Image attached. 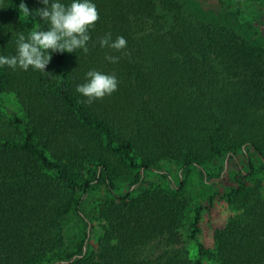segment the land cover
I'll list each match as a JSON object with an SVG mask.
<instances>
[{
    "label": "trees",
    "instance_id": "trees-1",
    "mask_svg": "<svg viewBox=\"0 0 264 264\" xmlns=\"http://www.w3.org/2000/svg\"><path fill=\"white\" fill-rule=\"evenodd\" d=\"M23 2L29 19L21 0H0V55L16 53L19 33L48 27L35 15L42 0ZM92 2L99 19L87 53L52 52L45 72L0 66V96L14 94L25 113L0 112V264H193L180 245L191 203L183 182L141 186L139 176L134 191L117 178L122 165L157 171L172 160L213 181L220 174L208 165L226 157L236 167L228 202L238 213L213 229V256L217 264H264V194L237 160L242 151L253 170V150L264 169V48L181 0ZM107 33L123 36L126 48H102ZM89 70L114 73L118 89L86 103L76 86ZM101 192V234L70 250L65 219L77 213L89 238L83 202ZM206 251L200 244L196 264Z\"/></svg>",
    "mask_w": 264,
    "mask_h": 264
},
{
    "label": "rangeland",
    "instance_id": "rangeland-1",
    "mask_svg": "<svg viewBox=\"0 0 264 264\" xmlns=\"http://www.w3.org/2000/svg\"><path fill=\"white\" fill-rule=\"evenodd\" d=\"M186 9L207 20H219L234 27L246 38L254 41L264 48V1L263 0H181ZM0 112L6 118L15 115L25 116L21 102L14 94L5 93L0 96ZM255 168H249L248 160L242 151L237 154V160L241 169L245 170V180L248 184H261L264 194V169L259 157L248 151ZM157 171H140L122 165L117 184L122 190L132 185L142 176L141 186L172 187V179L179 183L183 182V190L190 198L188 216L181 228V247L184 248L193 264L200 257V244L206 248V253L201 257L202 264H217L213 256L215 252L213 229L225 225L230 218L238 213V209L228 202V194L233 187L239 186L237 182L236 167L229 157L216 158L209 165V171L218 177V180L207 181L203 172L197 167L191 166L184 170L182 164L177 161L166 160L160 164ZM85 169H83L84 171ZM85 174V172H84ZM169 175V176H167ZM135 191V190H134ZM106 194L101 192L85 197L83 208L92 226L89 238L85 230L83 219L73 212L63 223V232L70 250H79L85 246L87 240L96 242L102 232L101 222L98 220V208ZM200 211V230L195 231L194 224L197 211Z\"/></svg>",
    "mask_w": 264,
    "mask_h": 264
},
{
    "label": "clouds",
    "instance_id": "clouds-1",
    "mask_svg": "<svg viewBox=\"0 0 264 264\" xmlns=\"http://www.w3.org/2000/svg\"><path fill=\"white\" fill-rule=\"evenodd\" d=\"M44 7L35 10V15L48 23L46 30L35 29L27 37L19 33L16 39V53L12 56L0 55V66H8L13 70L19 68L27 71L29 67L45 72L51 60L52 52H73L82 49L89 51L88 41L91 39L89 29L99 19V12L92 0H71L69 4L59 0H42ZM19 11L25 19L32 16L29 8L21 0ZM100 46L116 51L126 48L127 41L123 36L112 40L111 33L99 39ZM128 55L127 52L124 53ZM111 63L119 61L118 56L106 55ZM115 74H107L97 70L86 73L85 82L76 86V91L86 97L91 104L96 99H103L118 89Z\"/></svg>",
    "mask_w": 264,
    "mask_h": 264
}]
</instances>
